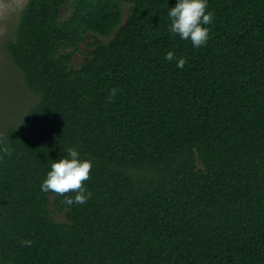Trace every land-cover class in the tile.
<instances>
[{"label": "trees", "instance_id": "1", "mask_svg": "<svg viewBox=\"0 0 264 264\" xmlns=\"http://www.w3.org/2000/svg\"><path fill=\"white\" fill-rule=\"evenodd\" d=\"M176 2H27L3 45L36 102L0 139V264H264V0H208L200 48L169 31ZM69 148L85 204L41 190Z\"/></svg>", "mask_w": 264, "mask_h": 264}, {"label": "clouds", "instance_id": "2", "mask_svg": "<svg viewBox=\"0 0 264 264\" xmlns=\"http://www.w3.org/2000/svg\"><path fill=\"white\" fill-rule=\"evenodd\" d=\"M168 16L171 20L169 27L171 33L178 35L182 40H190L195 48L207 43L210 29L205 25H210L214 21V14L208 11V0H177L175 6L170 7ZM165 59L169 62L176 59L177 68H183L186 63L185 58H176L171 51L167 53ZM115 94L116 89H113L110 95ZM92 166L90 160H81L78 151L69 148L64 158L52 163L51 170L41 184V190L59 195L75 192L74 197L65 196L64 202L69 206L74 203L85 204L90 193L86 192L83 182L90 178ZM22 243L31 245V241Z\"/></svg>", "mask_w": 264, "mask_h": 264}, {"label": "rangeland", "instance_id": "3", "mask_svg": "<svg viewBox=\"0 0 264 264\" xmlns=\"http://www.w3.org/2000/svg\"><path fill=\"white\" fill-rule=\"evenodd\" d=\"M29 0H0V139L4 138L8 127L20 123L28 109L36 102L25 84L21 71L14 65L9 54L3 49L4 43L14 39L22 10ZM87 38L81 50L73 57L79 66L89 55ZM57 221L64 219L61 211L54 212Z\"/></svg>", "mask_w": 264, "mask_h": 264}]
</instances>
